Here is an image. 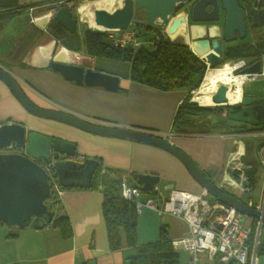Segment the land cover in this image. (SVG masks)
<instances>
[{
	"label": "crops",
	"instance_id": "crops-1",
	"mask_svg": "<svg viewBox=\"0 0 264 264\" xmlns=\"http://www.w3.org/2000/svg\"><path fill=\"white\" fill-rule=\"evenodd\" d=\"M17 1L21 8H25L19 17H24L25 20L29 18L30 21L15 38L12 39L13 29L6 30V33L0 36V66L19 81L23 92L34 104L42 108L64 110L92 124L146 130L166 137L169 142L184 151L216 186L227 192H229L227 184L232 186L236 171H241L239 174L242 176L244 173L242 168L253 166L245 160L248 153L246 138L261 135L259 133L261 128L248 129L245 127L247 125L241 126L242 124L235 122L240 126H233L235 130L232 131L223 129L210 133L173 132L174 117L187 94L186 90L163 92L132 82L126 78L129 69L123 72L93 69V62L96 59L86 54L83 34L77 33L78 24L72 37L63 40L54 38L47 30L52 20H47L45 13L55 5L73 0ZM184 6L170 21L179 16H184L187 21L180 24L175 31L174 39L164 30L169 40L185 44L188 34L191 37L192 34L196 37L204 35L205 25L210 26L211 36L222 33L223 20L222 23L220 21L210 24L190 23L191 5L187 9ZM38 15L42 17L34 19ZM192 27H199L200 33L195 34ZM81 32L84 31L81 29ZM249 33L248 28L247 35ZM44 34H48L55 41L52 43L43 41L38 44L39 51L31 55L30 51ZM251 41L227 43L224 44V50ZM46 45L54 47L58 61L117 76L118 91L107 92L101 87L79 86L66 81L59 73L44 65L47 61L44 52L49 48ZM246 83L242 85L244 95L264 97L263 92L245 91ZM0 104H3V111L11 114L5 115L6 121L2 122L5 120L3 119L0 124L21 123L30 131L55 135L74 143L76 156L83 157L84 160L87 158L98 160L101 177L96 188L66 189L57 202L53 200L47 202L53 220L61 216L69 219L72 237L62 238L60 231L52 225L53 220L41 229H34L31 225L26 228L7 226L12 230L8 236L0 234V264H127L126 259L135 253L134 249L128 248L124 242L120 251H110L108 248L101 209L104 178L119 180L120 189L122 183L139 187L134 180V174H153L159 177L158 186L164 195H167L171 186L172 190L191 194H199L202 191L181 162L161 148L140 142L103 138L55 121L33 117L19 105L1 81ZM226 114L227 108L218 117L226 120ZM2 115L0 112V117ZM241 191L233 194L240 195ZM147 195L151 194L143 193L141 198L144 199ZM250 203L255 206L254 208L260 207L259 204L254 205L251 200L247 204ZM163 216L167 218L163 220ZM245 223L251 229L254 225L259 228L260 252L256 256V264H264V223H256L250 218H246ZM162 225L167 226L171 241L183 238L188 233V226L183 220L164 214L157 216L154 212L145 210L137 220L138 245L157 241L158 228ZM202 261L213 264L207 259L206 254H201L200 262Z\"/></svg>",
	"mask_w": 264,
	"mask_h": 264
},
{
	"label": "water",
	"instance_id": "water-1",
	"mask_svg": "<svg viewBox=\"0 0 264 264\" xmlns=\"http://www.w3.org/2000/svg\"><path fill=\"white\" fill-rule=\"evenodd\" d=\"M191 1L123 0V5L112 11L94 10L92 21L96 27L104 31H120L131 24L135 11L145 10L143 25L146 28L163 29L170 36L180 27V24H176V20L172 25L170 24L173 22L170 21L171 16L175 14L178 7L187 5ZM240 1L195 0L190 6L189 20L193 24L217 23L220 21L221 11L224 12L221 34L211 36L210 26L205 25L204 35L196 37L192 34L191 37L188 34L187 41L183 44L206 64V72L209 68L214 69L222 65L224 44L246 38L248 16L252 17V27L257 26L258 15L264 18V8L260 10L257 8V0H254V5L248 11L240 6ZM74 8H77L74 0L65 2L49 9L45 16L47 20H55L71 33H75L78 20L72 15ZM37 17L41 18L42 15L35 16L34 19ZM176 19L187 21L184 16ZM138 23L142 24L140 21ZM43 41L52 43L55 40L48 34H44L40 42L30 51L31 55L39 51L38 44ZM48 47L44 52L47 60L44 65L59 73L66 81L74 82L79 86L101 87L107 92L118 91L117 76L58 61L57 51H54L53 46ZM261 67V61L257 60L254 64L242 69L239 74H257ZM0 81L8 88L19 105L33 117L55 121L99 137L140 142L167 151L181 162L192 179L214 200L234 208L246 218L257 220L259 224L264 223L263 208L251 207L224 193L184 151L166 138L146 130L92 124L64 110L37 106L25 95L19 81L1 66ZM227 91V86H219L212 96L214 107L227 108L228 120L264 127V97L242 94L239 102L228 104ZM194 92L191 93L194 94ZM10 147H13L15 152L3 153ZM76 157V145L72 142L36 131L27 133L25 126L21 123L0 124V224L19 228L31 225L34 229H41L53 220V214L47 205L51 198L49 176L39 164L40 160L53 161L52 169L62 188H91L99 162L92 158L77 162L74 160ZM134 180L144 194H151L159 183V177L153 174H134ZM172 189L173 186L169 188V190Z\"/></svg>",
	"mask_w": 264,
	"mask_h": 264
},
{
	"label": "trees",
	"instance_id": "trees-1",
	"mask_svg": "<svg viewBox=\"0 0 264 264\" xmlns=\"http://www.w3.org/2000/svg\"><path fill=\"white\" fill-rule=\"evenodd\" d=\"M253 5L254 0L240 1V6L245 11H248ZM256 6L259 10L263 9L264 0H258ZM23 9L25 8H21L17 0H0L1 37L6 33L10 25L14 26L12 39L17 36L21 29L16 27L14 20L19 18ZM29 21L30 19L27 18L26 24ZM246 21L250 29L252 41L247 44H239L226 48L221 64L239 60H245L248 64H252L259 60L261 56L264 57V18L262 15H258L256 27L251 26V16H248ZM47 30L58 40L67 39L73 35V33L55 20L50 22ZM83 43L86 54L90 57L128 63L129 71L126 78L132 82L163 92L186 90L187 94L178 106L174 117L172 130L175 133H184L192 128L194 125L193 119L196 116L213 114L216 109L219 110L218 116L224 111V109L219 107H201L195 102H191L190 93L200 86L206 72V64L189 47L166 40L160 35L159 31L157 32V36L149 41V47L142 45L135 50L114 47L105 32L90 29L84 30ZM224 122L222 121V123ZM261 129H264V127ZM99 171L100 168H98L96 175L93 177L91 188H96L100 184L101 177ZM244 173L247 180L250 181L256 173L255 167H245ZM102 181L104 190L101 209L109 250L120 251L123 248L124 242L128 248H132L135 251L132 256L126 259L127 264H181L180 251L174 249L172 246L166 225L160 226L157 241L138 245L137 220L139 216L136 213L135 205L120 197L119 180L104 178ZM222 191L231 195L223 189ZM210 199L217 202L211 197ZM50 200L58 201L57 197L53 194ZM254 221L258 222L257 220ZM52 225L60 231L62 238L68 239L72 237V227L66 216L54 219ZM256 232L257 227L254 225L249 244L253 243ZM259 252L260 238L258 239L256 256Z\"/></svg>",
	"mask_w": 264,
	"mask_h": 264
},
{
	"label": "built area",
	"instance_id": "built-area-1",
	"mask_svg": "<svg viewBox=\"0 0 264 264\" xmlns=\"http://www.w3.org/2000/svg\"><path fill=\"white\" fill-rule=\"evenodd\" d=\"M104 32L114 47L137 49L141 46L135 25L131 24L120 31ZM259 60L262 63L259 73L239 74L242 69L250 66L244 60L231 63L233 73L244 77L243 84L254 82L264 76V57L261 56ZM259 133L264 136V129ZM4 152L13 153L15 150L10 147ZM259 154L264 160V145L260 147ZM74 160L80 162L84 158L77 156ZM52 166L53 161H46L43 168L49 176L51 196L53 194L59 199L66 189L59 185ZM119 195L135 205L138 216L145 210H152L159 215L179 218L187 224V235L172 241L174 249L188 254L185 264H198L201 261V254H206L207 259L213 264H256L259 228L253 243L249 244L252 229L246 225V217L232 207L212 201L204 190L199 194L170 190L164 195L156 185L151 195L142 199L143 192L139 187L122 183ZM247 205L253 207L251 203ZM259 205L257 209H264V197Z\"/></svg>",
	"mask_w": 264,
	"mask_h": 264
},
{
	"label": "rangeland",
	"instance_id": "rangeland-1",
	"mask_svg": "<svg viewBox=\"0 0 264 264\" xmlns=\"http://www.w3.org/2000/svg\"><path fill=\"white\" fill-rule=\"evenodd\" d=\"M78 1L79 0L76 1L77 8H78ZM182 7H183V5L178 7L177 10L175 11L174 15H176V13H178V11H180V9ZM174 15H172L171 17H174ZM221 16H222V18H221L220 22L222 23L223 16H224V12H222V11H221ZM74 18H76L78 20L77 21V24H78L77 33H79V34H83V32H81V29H82V31H84L86 29H90V30H94V31H98V32H104V31L96 30V29L89 27L88 24L82 20V16L77 11V9L74 13ZM144 20H145V10H138V11L134 12L132 22H131L132 26L135 25V28L137 29V34H139L138 35L139 40L141 41V44L144 47H149V41H151L154 37L157 36L158 31L160 32L161 36H163L166 40H169V38L165 35V32L163 29L158 30L155 28H146L145 25H143ZM138 21L142 22V24H140V23L137 24ZM189 22L192 23L190 20H189ZM14 23H15L16 27H18L19 29H23L25 24H26V20L24 19V17H19V18H16L14 20ZM13 28H14V26L10 25L8 27V30H11ZM241 41L242 42L251 41L250 33L246 36L245 39H243V40L238 39V40L230 42V43L241 42ZM132 50H135V49H132ZM229 64L231 65L230 62H229ZM93 69H97V70L98 69H104L105 71H111V72H117V71L123 72V71H128L129 65L126 62H114L113 63L112 61H109L106 59H96L93 62ZM234 74H236V73H234ZM244 89H245V91L251 90V91H254L257 93H261V92L264 93V77L263 76L259 77L258 81H256V82H252V83L247 82L244 86ZM190 94H191V99H190L191 102H195V101H193V95L194 94H192V93H190ZM195 103L198 106H201L197 102H195ZM2 105L3 104H0V107H1L0 112L3 114L0 117V121L5 119L2 121V122H5L7 118H4V116L5 115L9 116L11 114L3 111L4 108ZM201 107L215 108L214 106H201ZM219 108H221V107H219ZM218 111L219 110L216 109L213 114L199 115V116L194 117V119H193L194 125L192 126V128L188 129L187 132L210 133L212 131L219 132V131H222L223 129L232 131V130H235V128H232L233 126H240L238 124H241V123H238L236 125L235 122H233L231 120H228V119L224 120V119H221L220 117L216 116ZM223 112H225V110ZM224 117H225V115H224ZM12 118H14V116H12ZM222 121H225L224 123L227 126H225V124L222 123ZM241 126H243V124ZM245 127L248 129H260L261 128L260 125L259 126L247 125ZM25 128L28 132H31L29 130V128H27V126H25ZM246 140H248V142H247L248 143V153H247V156L245 157V160L248 161L249 163L253 164V166L255 167L256 174L252 177V179L250 181H248L247 177L244 173L242 176H240L239 173L241 171H238V172L236 171L237 174L235 173L233 175L234 181H232V186L231 185L229 186L227 184L228 191H229L228 193H230L235 198H238L243 203L247 204L248 201L251 200V202L254 205H257V204H261L262 199L264 197V160L261 158V156L259 154L260 147L262 145H264V136H262V135L250 136V137H247ZM242 171L244 172L243 168H242ZM240 190H242L240 195H234L233 194V193H239ZM149 211L154 212L157 216H160L155 211H152V210H149ZM166 218L167 217L163 216V220H165ZM247 219H249V218H247ZM10 230H12L10 227H7L5 225L0 226V234H2V235L8 236ZM159 231H160V228H158V233H159ZM187 259H188V254L186 252L180 251L181 264H185ZM198 264H206V263L202 261Z\"/></svg>",
	"mask_w": 264,
	"mask_h": 264
},
{
	"label": "bare ground",
	"instance_id": "bare-ground-1",
	"mask_svg": "<svg viewBox=\"0 0 264 264\" xmlns=\"http://www.w3.org/2000/svg\"><path fill=\"white\" fill-rule=\"evenodd\" d=\"M122 5L123 0H79L78 12L81 14L82 20L86 22L89 27L96 30L104 31V29L96 27L94 25L92 21V12L96 9H105L107 11H112L118 7H121ZM174 20H176V24H184V20L174 18L173 22L170 23L171 25L174 23ZM192 30L195 34H197L200 33L201 29L199 27H192ZM174 35L175 32L170 35V38L174 39ZM243 82L244 77L240 75H235L233 73L232 65H230L228 62L223 63L221 66L214 69L209 68V70H207L204 75L202 85L198 87L194 92L193 101L197 102L201 106H213V94L217 91L219 86L225 85L228 87V91L226 94L228 104L237 103L242 98ZM225 109L226 108H224V110Z\"/></svg>",
	"mask_w": 264,
	"mask_h": 264
},
{
	"label": "flooded vegetation",
	"instance_id": "flooded-vegetation-1",
	"mask_svg": "<svg viewBox=\"0 0 264 264\" xmlns=\"http://www.w3.org/2000/svg\"><path fill=\"white\" fill-rule=\"evenodd\" d=\"M193 1H195V0H192L189 4H187V5L184 6V7L187 9L188 6H190V5L192 4ZM58 5H60V4H58ZM55 6H57V5H55ZM55 6H54V7H55ZM76 9H77V8L72 9V15H73V16H74V13H75ZM237 40H238V39H237ZM261 128H262V127H261ZM45 162H46V161H44V160H42V161L40 160V161H39V164L43 167L44 164H45ZM95 175H96V173H95Z\"/></svg>",
	"mask_w": 264,
	"mask_h": 264
}]
</instances>
